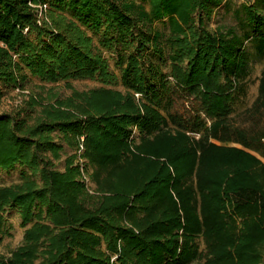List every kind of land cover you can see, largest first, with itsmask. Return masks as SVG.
Instances as JSON below:
<instances>
[{
  "label": "trees",
  "instance_id": "16d2710c",
  "mask_svg": "<svg viewBox=\"0 0 264 264\" xmlns=\"http://www.w3.org/2000/svg\"><path fill=\"white\" fill-rule=\"evenodd\" d=\"M246 1L212 30L224 0H0V99L71 91L0 115V170H20L0 244L8 211L24 229L0 264H264V67L244 106L264 0Z\"/></svg>",
  "mask_w": 264,
  "mask_h": 264
},
{
  "label": "rangeland",
  "instance_id": "374dc122",
  "mask_svg": "<svg viewBox=\"0 0 264 264\" xmlns=\"http://www.w3.org/2000/svg\"><path fill=\"white\" fill-rule=\"evenodd\" d=\"M245 3H247L246 0H224V4L216 10L213 18L210 20L209 28L216 30L223 27H236L237 23L234 17V11ZM110 62L112 64V60H110ZM263 67L264 60L253 63V71L248 86V95L244 104L245 107L250 106L257 96L259 84L258 79ZM99 86L98 83L91 81L72 82V87L80 92L97 88ZM52 88L54 89V92L60 93L62 97H68L71 94V91L63 84L51 86L42 84L37 79H32L27 90L23 92L19 90L5 92V95L0 99V115L18 113L25 106V102H27L32 96L38 98V94H42L43 97H46ZM58 169H63V161L58 164ZM19 173V169L13 172H4L0 170V186H9L17 183ZM5 217L13 226L12 237L4 238L0 244V255L9 256L13 250L21 245L24 229L20 225L21 220L19 216L14 211H8L5 214Z\"/></svg>",
  "mask_w": 264,
  "mask_h": 264
}]
</instances>
